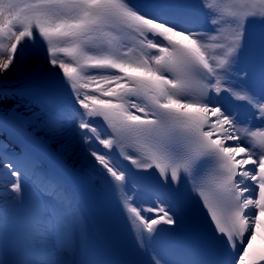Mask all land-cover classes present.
I'll list each match as a JSON object with an SVG mask.
<instances>
[{
  "label": "snow or ice",
  "instance_id": "1",
  "mask_svg": "<svg viewBox=\"0 0 264 264\" xmlns=\"http://www.w3.org/2000/svg\"><path fill=\"white\" fill-rule=\"evenodd\" d=\"M183 7L162 0H0V73L38 54L62 70L53 75L66 78L83 109L75 110L77 127L86 130L82 141L109 150L88 149L110 177L105 182L140 249L154 233L175 230L157 225L180 227L181 206L198 199L205 236L223 256L213 264H264V236L252 243L264 229V55L259 91L238 68L253 39L264 54V32L249 37L246 29L250 19L264 23V0H201L196 7L215 26L212 33L198 30L199 16ZM123 161L155 169L150 175L158 179L134 177ZM6 167L15 177L11 190L21 193L20 170ZM130 187L150 191L156 207L134 204ZM69 227L59 221L53 229ZM152 264L168 262L156 256Z\"/></svg>",
  "mask_w": 264,
  "mask_h": 264
},
{
  "label": "rangeland",
  "instance_id": "2",
  "mask_svg": "<svg viewBox=\"0 0 264 264\" xmlns=\"http://www.w3.org/2000/svg\"><path fill=\"white\" fill-rule=\"evenodd\" d=\"M212 25L207 20L198 26V30H209ZM42 51V50H41ZM44 55L38 54L34 55L31 60L34 63H42L44 61ZM50 64V63H49ZM13 68L10 69V75H13ZM2 103H9L8 99H1ZM65 127H63L64 129ZM51 132H58L61 127L50 128ZM2 162H10L8 157H0ZM15 165L21 172V193H13L15 200L12 199V194L8 197H2V201L10 205H19L17 196L23 194V184L33 183L39 184L41 188L43 187V180L36 175L35 169H27L25 165H18L16 163H11V166ZM15 177L11 180L6 181V187L11 188V184ZM2 183V181H0ZM45 198L48 197L49 201L52 199L60 198L62 199V194L57 193L54 196L47 195L44 193ZM39 220L41 228L38 229H28L20 225L10 223L8 220L0 219V235H6L7 240L0 237V264H50V262L61 260L66 262L70 253L72 246L71 242V223L68 218V213L64 207H55L52 211L44 214L42 217L40 215ZM59 221H66L70 223V227L67 230L62 228L53 229V226ZM66 235H68L66 237ZM23 245L34 249H42L47 252L44 256L31 255L26 253L24 250L20 249L18 246ZM50 250H55L57 255L53 256Z\"/></svg>",
  "mask_w": 264,
  "mask_h": 264
},
{
  "label": "bare ground",
  "instance_id": "3",
  "mask_svg": "<svg viewBox=\"0 0 264 264\" xmlns=\"http://www.w3.org/2000/svg\"><path fill=\"white\" fill-rule=\"evenodd\" d=\"M253 22H259L258 20L255 19H250L247 23L251 24ZM260 24H264L259 22ZM215 26H213L211 29L206 30L204 32L207 33H212L213 29ZM33 65L32 60L28 61H23L20 65L19 68H24V67H31ZM13 68L14 74L17 73L18 69L16 66V61L14 60L13 65L10 66V68L3 73H0V78L1 77H10V69ZM22 104V101L18 100H10L9 104L2 103L0 102V110H5V111H11L15 108H18L19 105ZM242 105V104H241ZM64 124H66V127L57 133L53 132H48L45 128L39 126L38 128L43 131V133L46 135V137L52 142V144L71 162L74 164L80 165V166H89L91 163L94 165H98L99 168L100 166L98 162L94 160V157H92L89 154L88 149L90 148L89 145L85 144L81 139H78L76 137V133L78 131L77 127V120L75 118V110H73L71 113L67 114L66 117L64 118ZM38 122V120H36ZM63 193V196H65V204L67 207L68 202L73 204L75 207V212L79 216L80 219V227L79 230L83 231L86 229L85 221L81 213L79 212L77 206H76V201L74 196L71 194V191L67 188L61 190ZM55 207H61V201L57 199V201H52V202H46L45 205L39 206L37 205L36 208L38 209L37 211L40 213V216L43 214L48 213L50 210L54 209ZM156 205L154 206V208ZM151 216L155 215V212L153 214H150ZM264 219V217H262ZM80 231H77V233L74 235L75 238H77V241L80 245V252L84 250V237L82 234H80ZM87 236H89L88 232L86 231ZM262 236H264V229H258V235L255 237V239L259 240L260 243H262ZM90 240H94L93 237L91 238L89 236ZM80 261L76 262H71L69 259L65 264H78Z\"/></svg>",
  "mask_w": 264,
  "mask_h": 264
}]
</instances>
